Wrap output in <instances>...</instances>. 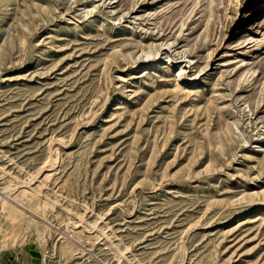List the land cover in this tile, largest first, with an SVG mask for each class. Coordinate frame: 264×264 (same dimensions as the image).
I'll list each match as a JSON object with an SVG mask.
<instances>
[{"label": "rangeland", "instance_id": "rangeland-1", "mask_svg": "<svg viewBox=\"0 0 264 264\" xmlns=\"http://www.w3.org/2000/svg\"><path fill=\"white\" fill-rule=\"evenodd\" d=\"M0 198V264H264V0H0Z\"/></svg>", "mask_w": 264, "mask_h": 264}, {"label": "bare ground", "instance_id": "bare-ground-1", "mask_svg": "<svg viewBox=\"0 0 264 264\" xmlns=\"http://www.w3.org/2000/svg\"><path fill=\"white\" fill-rule=\"evenodd\" d=\"M151 56L152 54H148L146 56V59H149ZM154 59H155L154 62L145 65L144 71L148 69H154V70L157 69V67L162 61V58L159 55H156ZM21 185L22 186L20 189H22L23 194L26 195L29 192L28 186L31 185V182L23 181ZM8 192L10 193V191ZM30 193L33 194V192ZM13 195H15V193ZM19 221L20 220H19L18 211L13 206H11L6 200L0 198V251L1 250L17 251L16 244H17L18 236L20 234V227H21V223Z\"/></svg>", "mask_w": 264, "mask_h": 264}]
</instances>
